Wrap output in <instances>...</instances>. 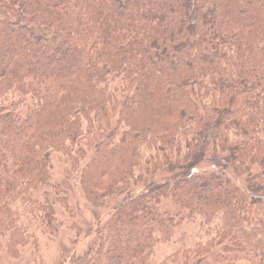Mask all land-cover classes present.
Returning <instances> with one entry per match:
<instances>
[{
    "label": "trees",
    "instance_id": "trees-1",
    "mask_svg": "<svg viewBox=\"0 0 264 264\" xmlns=\"http://www.w3.org/2000/svg\"><path fill=\"white\" fill-rule=\"evenodd\" d=\"M32 223L59 264H264V0H0V250Z\"/></svg>",
    "mask_w": 264,
    "mask_h": 264
},
{
    "label": "rangeland",
    "instance_id": "rangeland-1",
    "mask_svg": "<svg viewBox=\"0 0 264 264\" xmlns=\"http://www.w3.org/2000/svg\"><path fill=\"white\" fill-rule=\"evenodd\" d=\"M202 168L204 169L207 167L202 165ZM65 171L66 169L61 162H54L53 180H61ZM70 195V203L73 207L76 218H69L66 212H61V217L68 222V225H73V223H76L83 225V228H85L87 226L86 220L89 217H93L100 222L101 219H103V217L109 213V209L107 208H95L91 206L78 183L74 184V189ZM165 205L169 208H172L173 210L175 209L174 205L167 201L165 202ZM32 225L34 226L33 223L31 226ZM34 228L36 229L35 236L39 238L38 242L35 244L37 247L32 245H28V247L26 246L25 249H22V253L18 258H13L7 252L0 250V264H59L61 255L58 244L52 241V238L49 236V234L42 232L36 226H34ZM62 235L68 238L74 236V232L70 229H66L65 231H62ZM89 239L90 238H83L77 244L76 253L78 258L83 256L84 249L88 245ZM173 250L174 246L171 243L160 244L156 249L153 260L159 261Z\"/></svg>",
    "mask_w": 264,
    "mask_h": 264
}]
</instances>
